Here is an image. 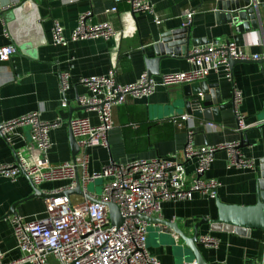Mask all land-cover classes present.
<instances>
[{
    "label": "crops",
    "instance_id": "crops-1",
    "mask_svg": "<svg viewBox=\"0 0 264 264\" xmlns=\"http://www.w3.org/2000/svg\"><path fill=\"white\" fill-rule=\"evenodd\" d=\"M218 0H153L155 13H133L127 0H0L3 16L0 20V48L11 45L15 53L8 60H0V123L30 112H38L45 121L60 119V125L50 132L52 147L48 153L52 164L74 161L69 141L68 121L76 116H88L93 123L96 116L78 106L76 97L87 90L80 84L82 77L103 75L113 71L121 84L135 82L142 73L155 72L153 45L160 35L183 28L185 14L194 11L190 24V38L198 46L213 40H232L248 54L264 56V10L260 9L259 23L252 26L249 18L238 23L228 22L226 12L217 15ZM115 8V10H113ZM90 11L93 23L109 22L118 35L108 40L84 39L59 46L52 42V21L57 20L69 38L80 14ZM161 20L157 24L154 18ZM185 27V26H184ZM194 46L186 55L171 56L158 62V78L169 72L191 69L188 61ZM69 72V90L65 94L67 107H61L59 72ZM218 89L221 102L231 104L219 112L220 120L190 115L195 128L192 141L196 146L239 143L240 151L257 160L256 170L227 168V152L218 150L207 176L216 178L221 185L217 190L220 202L242 206L253 205L257 199V180L264 167V63L235 62L206 79ZM183 85L157 87L147 98H129L113 110V126L108 132V146L86 150L89 155L88 171L98 172L115 162L165 157L177 153L187 140V128L174 124L171 119L185 111ZM242 100L234 104V90ZM245 116L247 143L241 146L244 131L237 130L235 110ZM212 123L213 127L207 126ZM11 143L0 135V164L16 161L15 153L25 158L37 155L30 142L29 129H16ZM193 165L188 164L190 170ZM96 186L100 181H96ZM60 183H45L41 190L51 191ZM96 187V188H97ZM32 184L21 174L11 182L0 176V247L5 261L18 258L12 216L26 220L39 218L45 210V198L34 197ZM215 199L196 196L189 201L165 202L160 214L153 217L176 223L186 235L193 234V226L201 215L216 212ZM14 212V213H13ZM211 233L218 246H200L208 264H264V231L251 230L248 235L234 232L210 231L208 225L200 227V235ZM149 253L160 264H183L192 260L184 256V242L166 225L150 223L147 235Z\"/></svg>",
    "mask_w": 264,
    "mask_h": 264
},
{
    "label": "built area",
    "instance_id": "built-area-1",
    "mask_svg": "<svg viewBox=\"0 0 264 264\" xmlns=\"http://www.w3.org/2000/svg\"><path fill=\"white\" fill-rule=\"evenodd\" d=\"M117 1V0H116ZM133 13L154 14L153 0H127ZM3 9H0V20ZM115 10V8H113ZM194 11L185 14L183 25L191 24ZM159 24L161 20L154 18ZM52 42L65 46L69 42L84 39L108 40L118 35L109 22L93 23L91 12L86 11L77 18L76 26L69 38L57 20L52 21ZM15 48L6 45L0 48V60H8ZM264 56L248 54L240 50L232 40L212 42L196 46L188 61L191 69L183 72H169L158 78L142 73L135 82L121 84L113 71L103 75L82 77L80 84L87 90L78 95L79 107L96 116L93 123L88 116L71 117L69 129L76 138L82 152L79 159L52 164L48 153L52 147L50 132L57 128L61 120L45 121L38 112H30L0 123V132L11 143V133L16 129H29L30 142L37 155L25 158L15 153L16 161L0 164V176L11 182L25 172L31 183L37 187L45 183H60L48 194H58L45 199L44 213L32 220L12 216L11 223L20 256L5 261L0 247V264H160L147 247L149 223L138 215L160 214L165 202L189 201L196 196L215 199L221 183L207 176L218 150L227 152V168L237 167L256 170L257 160L247 158L239 149V143L196 146L192 141L195 125L189 114H180L171 121L178 126L184 123L187 140L182 149V159L177 153L165 157L137 159L125 163L112 162L98 172H89V155L86 150L108 146V132L113 126L112 111L123 105L129 98L143 99L152 95L157 87H172L202 82L210 72L228 66L229 60L259 61ZM69 72H59V90L62 95L61 107H67L65 98L69 90ZM242 94L234 90V104L239 105ZM237 130H246L249 125L245 116L235 110ZM207 126L213 127L212 123ZM193 166L188 169V164ZM79 179L84 195L94 198L89 201L79 194L69 197L59 195L75 187ZM96 181H100L99 190ZM92 184V190L89 185ZM97 187V188H96ZM118 206L122 222L113 226L106 204ZM198 242L202 246L216 248L218 239L211 233L201 234ZM183 264H196L184 262Z\"/></svg>",
    "mask_w": 264,
    "mask_h": 264
},
{
    "label": "water",
    "instance_id": "water-1",
    "mask_svg": "<svg viewBox=\"0 0 264 264\" xmlns=\"http://www.w3.org/2000/svg\"><path fill=\"white\" fill-rule=\"evenodd\" d=\"M260 9L264 10V0H218L216 13L217 15H220L221 13V17H223L224 14L222 13L226 12L228 22L233 23H238L239 21H244L249 18L252 26H255L257 25V22L259 23ZM1 16H3V13H1ZM190 45L194 47L198 46L196 40L190 38V25L183 26V28L177 29L173 32L161 34L160 41L153 45L155 51L154 61H149V63L155 64V72L150 73L148 76L151 77L152 75H157L159 73L157 64L163 59L181 55H186L184 57H187L185 52L189 50ZM235 62L248 61L229 60L228 65L230 66ZM257 62L264 63V59ZM214 88H216L215 85H209L206 81L184 85L182 93L185 99L182 100V103L185 107L186 113L197 117H203L205 119H212L211 114L213 113L214 120L219 121L220 110L230 107L231 104H223L218 89ZM246 132L247 131L245 130L241 133V146L247 143V140L244 139ZM0 135H2L1 132ZM69 141L72 148V155L75 156L80 148L71 131L69 132ZM22 174L27 176L25 172H22ZM32 189L33 192L29 196L30 198L39 197L47 199L58 195L48 194L33 184ZM72 194H79L89 201H96L94 198H90L83 194L78 178L76 179V184L73 189L59 193V195L68 197ZM106 207L110 224L113 226L119 225L123 218L118 206L114 203H108L106 204ZM215 208L216 212L214 214L209 210L207 215H201L199 217L198 222L193 226V234L191 236H186L178 228L176 223L171 224L163 219L142 214H139L138 217L149 224L166 225L172 230L177 238L184 242V256L189 255V257L192 258L190 261L194 260L196 264H208L202 256L200 251L201 245L198 242L200 227L202 225H208L210 231L234 232L241 235H248L251 230L264 231V167L262 168L260 178L257 180V199L253 205L242 206L225 204L218 199H215Z\"/></svg>",
    "mask_w": 264,
    "mask_h": 264
},
{
    "label": "rangeland",
    "instance_id": "rangeland-1",
    "mask_svg": "<svg viewBox=\"0 0 264 264\" xmlns=\"http://www.w3.org/2000/svg\"><path fill=\"white\" fill-rule=\"evenodd\" d=\"M99 188L100 187L98 186V191H100ZM89 190H92V184L89 185ZM51 263L52 264H57L52 258H51Z\"/></svg>",
    "mask_w": 264,
    "mask_h": 264
},
{
    "label": "trees",
    "instance_id": "trees-1",
    "mask_svg": "<svg viewBox=\"0 0 264 264\" xmlns=\"http://www.w3.org/2000/svg\"><path fill=\"white\" fill-rule=\"evenodd\" d=\"M115 107H117V106H115ZM115 107H114V108H115ZM114 108H113V110H114ZM112 117H113V111H112Z\"/></svg>",
    "mask_w": 264,
    "mask_h": 264
}]
</instances>
